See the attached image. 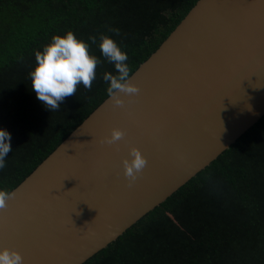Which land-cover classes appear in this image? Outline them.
Listing matches in <instances>:
<instances>
[{
  "label": "water",
  "instance_id": "95a60500",
  "mask_svg": "<svg viewBox=\"0 0 264 264\" xmlns=\"http://www.w3.org/2000/svg\"><path fill=\"white\" fill-rule=\"evenodd\" d=\"M129 82L12 191L0 250L85 264L230 150L264 117V0H199ZM133 147L147 166L129 186Z\"/></svg>",
  "mask_w": 264,
  "mask_h": 264
},
{
  "label": "trees",
  "instance_id": "16d2710c",
  "mask_svg": "<svg viewBox=\"0 0 264 264\" xmlns=\"http://www.w3.org/2000/svg\"><path fill=\"white\" fill-rule=\"evenodd\" d=\"M198 1L0 0V129L12 146L0 190L12 193L109 98L103 76L118 73L101 53L102 35L127 54L130 78ZM69 31L102 63L91 89L79 84L51 110L31 88L30 74L36 53ZM85 264H264V117Z\"/></svg>",
  "mask_w": 264,
  "mask_h": 264
},
{
  "label": "clouds",
  "instance_id": "9594fccd",
  "mask_svg": "<svg viewBox=\"0 0 264 264\" xmlns=\"http://www.w3.org/2000/svg\"><path fill=\"white\" fill-rule=\"evenodd\" d=\"M96 43V38H91ZM99 48L102 55L109 62L114 63L117 75L105 73L103 79L110 82L107 94L113 104L122 107L125 103L119 93L125 96L137 95L139 87L129 82L130 68L126 61L127 54L121 50L117 42L109 36L100 37ZM36 67L31 75V88L37 98L49 109H59L61 102L69 96L75 95L77 86L83 84L91 89L96 79V69L102 61L91 54L90 45L78 39L69 31L65 36H54L43 52L36 53ZM125 137L122 129L114 128L111 135L105 138L109 145L118 144ZM11 134L0 129V169L5 167V157L10 151ZM124 175L129 180V186L137 179L138 174L147 166V158L140 149L133 147L128 157L123 160ZM14 193L0 190V211L8 206V201ZM0 264H23V255L16 250L4 248L0 250Z\"/></svg>",
  "mask_w": 264,
  "mask_h": 264
}]
</instances>
